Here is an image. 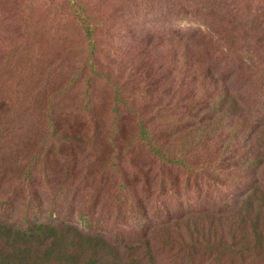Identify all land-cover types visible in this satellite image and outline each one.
<instances>
[{
    "label": "rangeland",
    "instance_id": "1",
    "mask_svg": "<svg viewBox=\"0 0 264 264\" xmlns=\"http://www.w3.org/2000/svg\"><path fill=\"white\" fill-rule=\"evenodd\" d=\"M262 195L264 0H0V264H264Z\"/></svg>",
    "mask_w": 264,
    "mask_h": 264
},
{
    "label": "trees",
    "instance_id": "2",
    "mask_svg": "<svg viewBox=\"0 0 264 264\" xmlns=\"http://www.w3.org/2000/svg\"><path fill=\"white\" fill-rule=\"evenodd\" d=\"M71 5L75 8L74 11L78 14L79 17H82L83 14L82 12L79 10V7L77 5V3L72 2ZM85 31L86 33H88V35H91V27L89 25L88 22H85ZM139 134L140 136L145 140V142L149 145L150 149L152 150V152L154 154H157L159 159L160 160H166L168 162H172V163H178V164H184V166H186V164L184 163V161L182 160H173V159H169V158H166L165 156H163V154L161 153V151H159L156 147L150 145V135L148 134L147 132V129H145L144 127H140L139 128ZM231 150V146H229L227 149H226V152H229ZM264 199V195H262L260 197V200H259V203L257 202L256 205H255V210H256V216L259 215L260 211H261V208H262V200ZM48 228V225L44 224V223H38L36 225H33L31 228H30V234H32L33 230H39V231H43L45 229ZM4 227H0V232L3 234L4 236V242L7 247H8V244L9 242L11 241L12 244L15 245V247H18L21 248V246H26V247H29V241H30V238L28 236H25L23 234H18L19 232L21 231H24V230H21L19 228H16V227H13L12 229V233L13 234L11 237H10V233L8 230L4 229ZM194 229V227H193ZM45 235V234H44ZM45 237V236H44ZM26 238V239H25ZM47 238V237H46ZM94 238H97V237H94ZM25 239V240H24ZM29 239V240H28ZM97 239H101V238H97ZM170 241H173V242H170L169 245H173V243H177L176 240H170ZM43 242V241H42ZM55 242V241H54ZM57 242V240H56ZM97 250H100L102 248H104L103 245L99 244V243H95V245H93ZM145 246L148 248V243L147 241H145ZM231 248H228L229 250L231 251H236L237 248H234L233 249V245L230 246ZM18 248V249H19ZM55 247H54V244H52L51 246H46L44 248H42L41 246L39 248H34V252L32 254H35L36 255V258H34V263L36 264H117L116 260L118 257L116 255V251H112V250H108L107 251V254L109 255L108 257H102L99 253L96 254V253H92L90 256H92V258H90L88 261H85V262H76V259L74 258V260L71 261V258L69 259H64V261L60 260L57 258L58 257V252L55 250ZM149 249V248H148ZM227 249V250H228ZM0 251L2 252L3 249L0 248ZM54 251V252H53ZM148 250H145V253L147 254ZM148 255V259L152 261V256L151 254H147ZM71 261V262H70ZM150 263V262H149ZM125 264V263H124ZM152 264L153 261H152Z\"/></svg>",
    "mask_w": 264,
    "mask_h": 264
}]
</instances>
